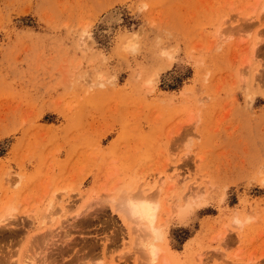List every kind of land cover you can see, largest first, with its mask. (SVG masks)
<instances>
[{
    "label": "rangeland",
    "instance_id": "1",
    "mask_svg": "<svg viewBox=\"0 0 264 264\" xmlns=\"http://www.w3.org/2000/svg\"><path fill=\"white\" fill-rule=\"evenodd\" d=\"M127 193L156 264H264V0H0V264H148Z\"/></svg>",
    "mask_w": 264,
    "mask_h": 264
},
{
    "label": "bare ground",
    "instance_id": "2",
    "mask_svg": "<svg viewBox=\"0 0 264 264\" xmlns=\"http://www.w3.org/2000/svg\"><path fill=\"white\" fill-rule=\"evenodd\" d=\"M80 46L84 47L85 43V34L83 33L80 37ZM100 78V76H98ZM189 190L190 187H187ZM193 190H189L188 193L190 196ZM122 197V196H121ZM196 197V196H195ZM114 203V202H112ZM160 202H158L153 196L150 195H140V194H125L120 202L121 213L125 222L132 229H134V234L138 245L143 251L141 254H144L147 258L148 264H156L159 259V254L162 252L158 247V234H159V221L157 226V220L160 212ZM46 213L44 214L42 224L47 220L52 221L53 219V206L48 205ZM118 206V205H117ZM162 208V205H161ZM118 211V209H117ZM5 215V214H4ZM5 217V216H4ZM8 217V216H7ZM0 220V223H3L8 218ZM23 264H33V261L30 257H25L22 259Z\"/></svg>",
    "mask_w": 264,
    "mask_h": 264
}]
</instances>
